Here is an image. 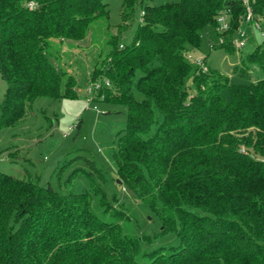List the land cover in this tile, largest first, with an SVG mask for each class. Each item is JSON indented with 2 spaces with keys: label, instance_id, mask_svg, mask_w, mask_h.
I'll return each instance as SVG.
<instances>
[{
  "label": "trees",
  "instance_id": "obj_1",
  "mask_svg": "<svg viewBox=\"0 0 264 264\" xmlns=\"http://www.w3.org/2000/svg\"><path fill=\"white\" fill-rule=\"evenodd\" d=\"M28 1L0 0V129L22 119L37 97L76 96L51 40L85 39L109 13L103 0H31L32 9ZM136 4L142 17L133 39L108 35L91 75L100 81L92 99L125 109L118 178L96 166V174L85 172L88 188L62 193L0 171V264H264V77L232 83L205 55L206 70L188 57L223 9L229 28L217 31L223 41L212 48H236L245 8L230 0H125L124 21ZM251 5L262 19L264 0ZM249 65L264 72V35L232 73L248 77ZM119 183L159 219L157 232L124 233L126 213L112 204ZM94 198L112 220L92 210ZM169 234L178 243L143 249Z\"/></svg>",
  "mask_w": 264,
  "mask_h": 264
},
{
  "label": "rangeland",
  "instance_id": "obj_2",
  "mask_svg": "<svg viewBox=\"0 0 264 264\" xmlns=\"http://www.w3.org/2000/svg\"><path fill=\"white\" fill-rule=\"evenodd\" d=\"M103 1L108 4V18L93 24L85 39L51 40L53 47L58 50V65L75 78L76 96L58 99L37 97L29 104L22 119L0 129V171L19 178L34 177L40 185L50 183L62 193L88 188L89 181L85 172L96 174V166L100 168V174L112 179V182L114 177L118 178L114 152L117 151L121 130L125 126V109L119 104L93 100L95 92L89 91L88 87L100 83L99 80L91 81V75L97 59L107 50L108 35L118 34L120 43H130L141 20L142 11L141 6L136 4L131 15L124 21L122 11L125 0ZM173 1L178 0H143L149 5ZM251 20L253 21H242L240 24V29L245 33V44L241 48L229 49L228 52L222 48L213 49V44L219 42V35L216 27L208 25L201 31V49L193 50L190 55H205L206 65L228 75L232 83H248L263 78L264 72L255 65H249L246 72L248 77L232 73L233 65L239 63V58L262 42L264 17L256 20L252 16ZM255 24H259L262 30ZM235 37L236 32L233 39ZM189 85L192 92L190 82ZM5 88L6 82L0 75V100ZM222 93L229 100L227 87L223 88ZM78 121L80 126L77 128ZM114 188L118 200L112 204L126 213L122 221L124 233L138 237L157 232L159 219L149 211L145 203L120 183ZM92 210L99 217L112 220L102 213L96 198L93 199ZM176 243L178 238L169 234L157 241L143 243L142 247L150 250L160 245Z\"/></svg>",
  "mask_w": 264,
  "mask_h": 264
},
{
  "label": "built area",
  "instance_id": "obj_3",
  "mask_svg": "<svg viewBox=\"0 0 264 264\" xmlns=\"http://www.w3.org/2000/svg\"><path fill=\"white\" fill-rule=\"evenodd\" d=\"M230 1L240 2L244 6L245 13L243 16V21H250L252 19L253 12H252L251 4L254 0H230ZM26 6L32 9L35 6V3L30 0L26 3ZM229 22H230V14L228 9L221 10L216 17V23H217L216 30L218 32L226 31L229 28ZM255 25L257 26V28H259L258 24ZM262 35H264V32L262 33ZM219 41L222 42L223 38L219 37ZM233 44L236 48H241L245 44V33L242 29L239 28L236 31V37L235 39H233ZM188 57L190 59H193L197 65L202 67L203 70H206V65L203 61V56L192 57L191 55H188ZM92 87L97 88L98 84L95 83L93 86L88 87V90L91 91ZM69 128H71V126Z\"/></svg>",
  "mask_w": 264,
  "mask_h": 264
}]
</instances>
